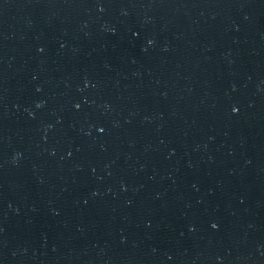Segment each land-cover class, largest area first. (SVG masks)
I'll use <instances>...</instances> for the list:
<instances>
[{"label": "water", "instance_id": "obj_1", "mask_svg": "<svg viewBox=\"0 0 264 264\" xmlns=\"http://www.w3.org/2000/svg\"><path fill=\"white\" fill-rule=\"evenodd\" d=\"M0 264H264V0H0Z\"/></svg>", "mask_w": 264, "mask_h": 264}, {"label": "snow or ice", "instance_id": "obj_2", "mask_svg": "<svg viewBox=\"0 0 264 264\" xmlns=\"http://www.w3.org/2000/svg\"><path fill=\"white\" fill-rule=\"evenodd\" d=\"M234 111H235V109H234ZM101 131H103V129H101ZM213 227H216V225H213Z\"/></svg>", "mask_w": 264, "mask_h": 264}]
</instances>
